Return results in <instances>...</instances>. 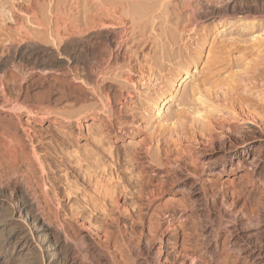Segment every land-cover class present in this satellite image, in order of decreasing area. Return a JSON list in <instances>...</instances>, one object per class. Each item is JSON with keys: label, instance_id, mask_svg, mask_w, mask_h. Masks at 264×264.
<instances>
[{"label": "rangeland", "instance_id": "374dc122", "mask_svg": "<svg viewBox=\"0 0 264 264\" xmlns=\"http://www.w3.org/2000/svg\"><path fill=\"white\" fill-rule=\"evenodd\" d=\"M34 49L72 59L0 71V194L97 264H264V0H0V57Z\"/></svg>", "mask_w": 264, "mask_h": 264}, {"label": "bare ground", "instance_id": "6f19581e", "mask_svg": "<svg viewBox=\"0 0 264 264\" xmlns=\"http://www.w3.org/2000/svg\"><path fill=\"white\" fill-rule=\"evenodd\" d=\"M211 6L205 8L202 5V2H199L197 3V8L191 10L195 15L194 17L199 18L207 11L212 10ZM212 14H213L212 16L214 15L215 17L218 16L216 15L217 13L216 14L212 13ZM238 14H239L238 18L246 19L245 17H243L242 11H239ZM251 21L252 20L249 21V24L253 25L254 23H251ZM100 22H101L100 23L101 26L103 25H105L104 27L109 26L110 29L108 27L106 32L98 34L94 38H96L98 42H101V44L102 42L112 41L115 37L114 30H116V29L113 30V28H115L113 27L114 24L112 25L111 23L106 22L104 20H101ZM110 24L112 25V27ZM104 27H101L100 29ZM104 29L106 30V28ZM23 54L24 53H16L8 56L7 58L0 57V71L2 72V74L3 75L5 74V70L9 66H14L18 62L20 63L25 62L27 65H31L34 63H39L40 65H44L45 62H52L54 60L55 62H57V60H68L69 58H71L70 56L68 57L67 55H54L51 54L50 52H45L44 50L42 51L40 49L30 50L25 55ZM187 78H188V72L186 71L184 75L181 77V79L182 81H184ZM3 82H4L3 79L0 80L1 84H3ZM169 93L170 95H172L170 91ZM17 103L18 100L15 99L14 104L13 102L11 104L13 106H11L10 108L8 107V110H10L12 107H13L12 110L15 107L17 109L21 107ZM17 105L19 107H17ZM153 106L157 107V102L153 103ZM156 111L157 113H159V109H157ZM223 140H224L223 144L226 147L225 149H228V147H232L230 144H228V136L226 139ZM249 147L251 148V146ZM249 147L244 145L242 149H244L243 151L247 150L246 152H248L250 150ZM254 157L256 158V161L254 162L255 167L259 168L260 174H262L261 176H264V164L260 166L261 162L264 161V158L256 154L253 155V158ZM225 164H226V160H224L223 163L221 164L222 167H224ZM22 174H21L22 182L26 183L27 175L26 173H24L23 175ZM11 182H12L11 179L7 180V182L4 184V190H3L4 192L3 194H0V262L7 260L11 264H97L99 258L94 256V254L90 251L91 249L89 248L90 245L89 246L88 244L86 245L85 242L86 240H83L81 238L79 239L73 238L65 229H63L60 226H57V224H54L53 222L45 218V216L40 212L41 210L39 208V204L37 202L36 197L33 195V193L28 191L27 186H25L26 184H24V186L22 185L20 186L18 184L14 187H11L10 186ZM209 220L211 221L210 224L212 223L211 225H213V223H215L214 221H216L212 217H209L208 221ZM218 223L219 222H217L216 224ZM214 225L213 227L216 226ZM218 226L219 225H217L216 227L218 228ZM216 227L213 228L212 231H214V229L217 230ZM230 230L231 229H229V231ZM215 232L216 231H214V233ZM231 234L233 236L232 245H234V247H237L236 249L245 252V249L247 250V248L252 247L249 245V243L244 242V240L242 239V235L237 231L236 228L232 229ZM210 236H212L213 240L215 241L214 246L216 248L218 246V241H219L216 240L218 235L215 233V235H210ZM256 258H258V260L259 258H264V254L258 253ZM261 261L262 259L259 260L258 263H262Z\"/></svg>", "mask_w": 264, "mask_h": 264}]
</instances>
